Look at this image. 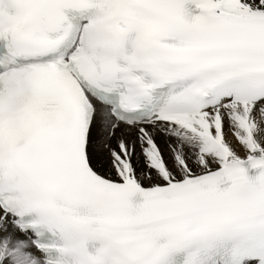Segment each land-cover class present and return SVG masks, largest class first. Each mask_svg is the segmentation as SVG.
I'll list each match as a JSON object with an SVG mask.
<instances>
[{
  "label": "snow or ice",
  "instance_id": "1",
  "mask_svg": "<svg viewBox=\"0 0 264 264\" xmlns=\"http://www.w3.org/2000/svg\"><path fill=\"white\" fill-rule=\"evenodd\" d=\"M0 264H264V0H0Z\"/></svg>",
  "mask_w": 264,
  "mask_h": 264
}]
</instances>
